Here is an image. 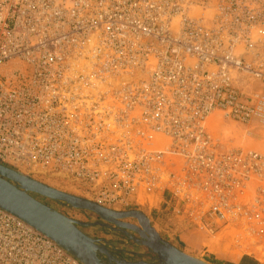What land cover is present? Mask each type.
Wrapping results in <instances>:
<instances>
[{"label": "built area", "instance_id": "1", "mask_svg": "<svg viewBox=\"0 0 264 264\" xmlns=\"http://www.w3.org/2000/svg\"><path fill=\"white\" fill-rule=\"evenodd\" d=\"M264 0H0V164L112 210L167 205L264 247ZM0 264H83L0 208Z\"/></svg>", "mask_w": 264, "mask_h": 264}, {"label": "rangeland", "instance_id": "2", "mask_svg": "<svg viewBox=\"0 0 264 264\" xmlns=\"http://www.w3.org/2000/svg\"><path fill=\"white\" fill-rule=\"evenodd\" d=\"M211 126L214 133L219 135L221 134L223 136V141L227 147L251 150L264 156V127L259 126L248 131L245 128L234 124L231 126H225L219 120L218 115H215L212 118ZM15 170L22 171L23 173L30 175L33 179L43 182L58 190L80 196L97 203L92 196L78 191L70 184L44 177L38 170L34 173H32V170L25 168ZM34 196L68 217L83 223L95 224L94 226L83 227L82 230L89 236L92 232H95V236H98L96 239H100L104 243L105 238L110 239L113 245L108 246L106 243L105 244L111 254L118 259H125V257L128 256L125 255L127 251L131 250L136 253L133 258L129 257L132 258V260H135L131 262H138L140 260L149 262L148 258L150 254L153 255L145 246L137 244L129 237L132 235L138 238V235L134 232L129 231V234L125 235L120 230H114V225H106V223L102 221L98 215L91 211L74 209L40 195L34 194ZM169 200L170 197L167 195H158L154 197L142 196L139 201L141 206L116 211L143 212L146 217L149 218L151 226L159 233L160 237L164 241L177 247L182 252L208 264H214L213 262L216 260L234 263L236 260L241 258H249L252 264H264V247L257 246L255 243L244 244L235 242L232 239L234 231H219L214 234L205 233L197 228V226L188 222L189 220L185 216H177L174 210L167 205ZM124 221L138 225V221L136 219L131 218ZM96 223L104 225L100 226L99 224L96 225ZM101 259L104 262H107V258L105 256H101ZM153 263H158L155 255H153Z\"/></svg>", "mask_w": 264, "mask_h": 264}, {"label": "water", "instance_id": "3", "mask_svg": "<svg viewBox=\"0 0 264 264\" xmlns=\"http://www.w3.org/2000/svg\"><path fill=\"white\" fill-rule=\"evenodd\" d=\"M34 194L51 199L78 210H87L98 215L102 221L114 225L125 235L129 231L138 235L129 236L137 244L145 246L157 259V264H208L192 257L164 241L151 226L150 220L141 211H116L89 199L63 192L43 182L24 175L18 170L0 164V208L24 220L34 229L55 241L83 264H155L131 262L111 254L106 244L86 234L82 228L94 226L75 220L37 199ZM136 219L138 225L127 223ZM103 226L104 224L96 223ZM107 258V262L101 259Z\"/></svg>", "mask_w": 264, "mask_h": 264}, {"label": "crops", "instance_id": "4", "mask_svg": "<svg viewBox=\"0 0 264 264\" xmlns=\"http://www.w3.org/2000/svg\"><path fill=\"white\" fill-rule=\"evenodd\" d=\"M90 236H92V237H94V238H98V236H95V232H92L91 234H90ZM104 239V238H103ZM105 243L108 245V246H110V245H113V243H111V240L110 239H108V238H105ZM126 252V251H125ZM127 257H125V259H127V260H129V261H135V260H132V258H133V256H135L136 255V253L135 252H133L132 250L131 251H127V253L125 254ZM129 257H132V258H129ZM141 258V257H140ZM242 260V258L241 259H238V260H236L234 263H239L240 261ZM148 261L149 262H153V255H151L150 254V256H149V258H148Z\"/></svg>", "mask_w": 264, "mask_h": 264}, {"label": "trees", "instance_id": "5", "mask_svg": "<svg viewBox=\"0 0 264 264\" xmlns=\"http://www.w3.org/2000/svg\"><path fill=\"white\" fill-rule=\"evenodd\" d=\"M213 263L214 264H236V263H230V262L218 261V260H216ZM237 264H252V263L250 262L249 258H242V260Z\"/></svg>", "mask_w": 264, "mask_h": 264}, {"label": "bare ground", "instance_id": "6", "mask_svg": "<svg viewBox=\"0 0 264 264\" xmlns=\"http://www.w3.org/2000/svg\"><path fill=\"white\" fill-rule=\"evenodd\" d=\"M21 173H23L22 171H20ZM24 175H27V174H25V173H23ZM27 176H30V175H27ZM141 261V260H140Z\"/></svg>", "mask_w": 264, "mask_h": 264}]
</instances>
